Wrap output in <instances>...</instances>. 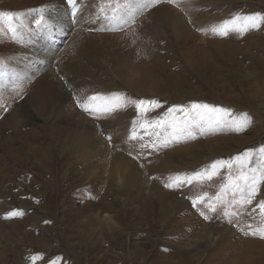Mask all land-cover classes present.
Returning a JSON list of instances; mask_svg holds the SVG:
<instances>
[{
    "label": "rangeland",
    "instance_id": "rangeland-1",
    "mask_svg": "<svg viewBox=\"0 0 264 264\" xmlns=\"http://www.w3.org/2000/svg\"><path fill=\"white\" fill-rule=\"evenodd\" d=\"M46 1L0 0V105L6 115L47 103L41 90L28 98L29 88L66 73L80 42L106 44L103 62L82 65L90 90L67 75L57 81L58 124L70 127L73 108L88 116L100 153L92 166L48 135L51 159L37 142L14 143L23 151L0 171V264H264V180L245 203L264 175V19L231 30L244 17L264 18V0ZM167 7L174 14L165 17ZM131 57L144 66L132 76ZM127 114V130L108 129ZM244 114L248 126L236 131ZM9 135L12 127L0 130L2 152ZM13 211L22 215L6 218Z\"/></svg>",
    "mask_w": 264,
    "mask_h": 264
},
{
    "label": "bare ground",
    "instance_id": "bare-ground-1",
    "mask_svg": "<svg viewBox=\"0 0 264 264\" xmlns=\"http://www.w3.org/2000/svg\"><path fill=\"white\" fill-rule=\"evenodd\" d=\"M51 2H52V0H47L45 6H51V4H52ZM45 12L47 15H50L51 10H46ZM163 13L165 14V17L174 14L172 11V8H170V7H167L166 9H164ZM80 43L76 46L75 51H71V54L73 56L72 57H66L64 59L66 62V65L64 67V72H66V73L61 72V73L46 74L40 82L36 83L35 88L33 86L29 88L28 98L34 94L35 90H37V91L41 90L44 92L45 96H47V103L44 100V98H42V102H39L37 104L32 103L33 107L28 108V109L26 108L25 105L23 106V104L22 105L20 104V105L14 107L11 110V112L9 114H6V115L4 113L6 110L5 108H7L8 105L6 103L5 104L1 103L2 105H0V118H1L0 119V130L5 126L7 127V125H8L9 127H12V130L14 131L15 135L11 136V138H10V135L8 137L2 136L3 139L6 140V142H5V145L3 146V152L0 148V171L5 172L4 171V164H5V160L8 156H9V158H11V156L13 157V155L16 152H18L17 150L23 151L22 149H24V150H30L31 149V146L28 144L27 140L28 141L29 140L34 141V142H37L39 144V146L36 148L37 149L36 151H38L40 157H43V158L45 157L47 159L52 157V153L49 150V145L47 144V141L45 140L47 135H48V138L51 140V142L54 143V146L55 147L57 146L56 149L59 152H62L63 150L67 149L70 152V154L72 153V155H76V156H78V153L83 154L84 156H86V158L91 159L90 161L93 160L92 158L95 155L100 153V149L97 146V144H99L101 142V138L97 135L96 131L94 130V127H95L94 126L95 123H93L94 121L91 120L88 116L84 117V116L80 115L79 113H77L78 111L76 110V108H73L71 110V112H69L70 117L68 115V118H69L68 122H69V126H70L69 128L62 129L57 122L58 117L60 115L59 109H58L59 103H60V100H59L60 95H59V91H57V81L61 77H65L67 75L69 77L68 79L71 78V81H72L71 86L72 87L76 88V87L80 86V87H83V88L90 90V88L92 86V83L89 82V80L91 79V78H89V77H91V72L86 67H83L82 65H84V64L94 65V63L103 62L102 58H100L101 55L99 52L101 50H103L101 52V54L103 52H106V49H105L106 44H99V46H98L99 52H98V49L96 48L97 46L90 47L92 43H90L88 45L85 44L84 42H80ZM101 48H103V49H101ZM36 53L40 54V56H42V54L39 51H36ZM36 53H34V54H36ZM89 57L94 63L91 62V60L86 61L87 59H89ZM128 59L129 60L127 62V69H130V71H129L130 76H132L133 73H139L141 69H144L143 64L140 65V61L137 60L138 57H133V58L131 57ZM120 63L122 64V60H120ZM27 70H29V67L24 66L22 73L18 74V76L22 77V75H24L27 72ZM72 74L80 77V80H83V81L88 80V83H84L81 85L77 84L76 81L73 79ZM58 84H59L58 86H60L61 82H58ZM143 85L144 84L142 82H140V86L143 87ZM17 94H20V93H17ZM15 96H17V95H15ZM12 107H10V108H12ZM3 115L5 117H1ZM131 116L132 115H130V114H127L126 116L115 115L113 118H111L109 120V123L107 125L108 129H110L112 131L118 130V132L127 130L131 126L130 124L132 123L131 122L132 121ZM35 119H42L44 121V124H43L44 126L23 132L22 126L24 124L32 123L33 120H35ZM59 119H60V117H59ZM65 119L67 120V118H65ZM103 124H104V122H103ZM1 134H2V131H1ZM12 134H13V132H12ZM18 140H20V142H21L22 149H20V147H18V148L12 147L14 145V143L17 142ZM16 155H18V154H16ZM21 158H23V157H21ZM87 161H89V160H87ZM93 163H94V165H92V166H95V161H92V164ZM10 175H12V174H10ZM14 180H16V179H14ZM118 183H120V179H118Z\"/></svg>",
    "mask_w": 264,
    "mask_h": 264
},
{
    "label": "snow or ice",
    "instance_id": "snow-or-ice-1",
    "mask_svg": "<svg viewBox=\"0 0 264 264\" xmlns=\"http://www.w3.org/2000/svg\"><path fill=\"white\" fill-rule=\"evenodd\" d=\"M73 2H74V0H69V3H73ZM261 19H264V18L257 17V16L244 17V20L246 21L244 26H238V25L233 24L231 30L243 34L245 31L248 30L249 27H252V28L258 27L259 26V21ZM229 30H230L229 27L227 25H225L219 30V34L220 35H228ZM213 31H217V29H213ZM90 99L94 100V99H96V97H90ZM81 106L85 107V105H81ZM137 107L138 108H142L143 107V102L141 101L137 105ZM193 107H203V108L208 109L209 111H211V109H209L208 105H202V106L201 105H194ZM85 110L88 111L89 109L87 107H85ZM244 115H245L244 119L235 122V124H236L235 130L236 131H242L244 128H246L248 126V120L246 118V114H244ZM133 139H135V136H133ZM178 180H179V177H176L173 181H171L169 183H166L165 187H169V188L173 187L174 184L176 183V181H178ZM261 180H264V175H262L259 179H255V178L253 179V182H252V185H251V189H250L249 198L245 201V203H249L250 204L252 202V197L255 196V193L257 191L256 185ZM188 183H191V180H188ZM198 199L202 200L203 197H200ZM196 203H197V201L194 200L193 201V205H195ZM258 208L260 209L261 213H264V202H261L260 204H258ZM201 214L203 215V213H201ZM18 215H22V213H20L19 211H13L12 213H9L6 218H11V217L18 216ZM262 238H264V237H262ZM33 259H35V258H33Z\"/></svg>",
    "mask_w": 264,
    "mask_h": 264
}]
</instances>
